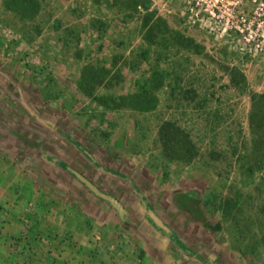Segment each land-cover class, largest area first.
I'll list each match as a JSON object with an SVG mask.
<instances>
[{"label": "rangeland", "instance_id": "1", "mask_svg": "<svg viewBox=\"0 0 264 264\" xmlns=\"http://www.w3.org/2000/svg\"><path fill=\"white\" fill-rule=\"evenodd\" d=\"M227 1L0 0V114L20 135L70 134L120 173L55 144L125 208L123 262L264 264V166L244 168L260 135L264 0ZM162 132L188 158L168 156ZM10 145L9 164L35 148Z\"/></svg>", "mask_w": 264, "mask_h": 264}, {"label": "crops", "instance_id": "2", "mask_svg": "<svg viewBox=\"0 0 264 264\" xmlns=\"http://www.w3.org/2000/svg\"><path fill=\"white\" fill-rule=\"evenodd\" d=\"M3 117L7 115L0 114V264H131L121 260L123 250L117 247L121 219L116 211L94 199L67 170L55 144L60 140L71 156L79 157L78 151L61 135L17 134ZM36 120L42 127L43 121ZM25 143L35 148L19 152L24 162L7 163L10 144L25 148Z\"/></svg>", "mask_w": 264, "mask_h": 264}, {"label": "trees", "instance_id": "3", "mask_svg": "<svg viewBox=\"0 0 264 264\" xmlns=\"http://www.w3.org/2000/svg\"><path fill=\"white\" fill-rule=\"evenodd\" d=\"M146 8L148 9V6H146ZM113 101V103L118 102L120 99H111ZM121 101V100H120ZM254 101H260V122L258 124V130H259V136H258V140L254 141V149H253V155H249L248 156V160H250V163H248V165H244L245 169L247 170V172L250 174H255L258 171H261L263 166H264V94L261 95L260 97H254ZM256 121V114L254 113L252 115V123H254ZM253 125V124H252ZM173 128L172 124H167L166 127H164V131L168 130L170 131V129ZM59 134L69 143L73 146V148H75L78 153L86 160L88 161L93 168H95L96 170L99 171H103L107 174H110L116 178H119L120 173L113 168L110 165H105L93 152V150L88 147L87 145H85L84 143H82L81 141H79L77 138H75L74 136L70 135V134H66L63 131H59ZM167 134V133H166ZM164 132H162L163 137H167ZM177 137V136H176ZM169 138V145H168V149H167V154L168 156H172V159L174 157H178L179 159L182 158V160H185V158L187 157V151L185 152L182 147L180 146L179 141H173L171 139V136L168 137ZM185 142V141H183ZM186 144V142L184 143V145ZM186 146V145H185ZM184 156V157H182ZM68 171H70L74 176L75 173L68 168ZM122 175V174H121ZM76 177V176H75ZM126 181H128L129 183H132L130 181V179L128 177H124ZM86 188V187H85ZM87 189V188H86ZM88 190V189H87ZM109 204V203H108ZM235 206L233 203H231V201H226V203L223 206V212L225 213V215H230L231 212V207ZM145 207V206H144ZM146 208V207H145ZM147 209V208H146ZM154 212V211H153ZM146 213V211H145ZM148 213V212H147ZM155 213V212H154ZM190 213H192V215L197 216L196 213H193L192 211H190ZM200 218V217H198ZM127 216L124 215L123 217V221L125 222L126 225H128V221L126 220ZM201 219V218H200ZM127 221V222H126Z\"/></svg>", "mask_w": 264, "mask_h": 264}, {"label": "water", "instance_id": "4", "mask_svg": "<svg viewBox=\"0 0 264 264\" xmlns=\"http://www.w3.org/2000/svg\"><path fill=\"white\" fill-rule=\"evenodd\" d=\"M75 176L88 189L90 193L109 203V205L120 215V217H124L126 210L117 198L103 192L93 181H91L85 175L75 172Z\"/></svg>", "mask_w": 264, "mask_h": 264}, {"label": "built area", "instance_id": "5", "mask_svg": "<svg viewBox=\"0 0 264 264\" xmlns=\"http://www.w3.org/2000/svg\"><path fill=\"white\" fill-rule=\"evenodd\" d=\"M232 5V2L225 0V8L227 9L229 6Z\"/></svg>", "mask_w": 264, "mask_h": 264}]
</instances>
